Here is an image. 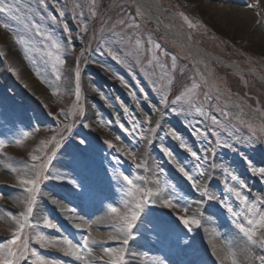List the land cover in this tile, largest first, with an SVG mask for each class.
I'll use <instances>...</instances> for the list:
<instances>
[{"label": "rangeland", "instance_id": "1", "mask_svg": "<svg viewBox=\"0 0 264 264\" xmlns=\"http://www.w3.org/2000/svg\"><path fill=\"white\" fill-rule=\"evenodd\" d=\"M159 1L183 22L180 30L163 18L153 23L138 0H45L43 6L40 0H4L11 13H0L6 25L0 27V260L123 264L135 243L144 259L128 264H235L232 246L249 256L237 264H261L264 227L255 222L264 212V178L252 168L264 172V87L256 84L264 81L195 60L188 47L264 78V0ZM170 129L206 157L199 161L205 176ZM37 170L39 191L29 193L32 186L21 181L35 179ZM57 176L65 179L50 178ZM230 187L245 197L243 204ZM160 190L185 207H165L156 199ZM56 196L62 211L51 206ZM137 203L139 217L127 235L110 208L122 217ZM73 215L82 225L69 219ZM180 217L199 223L189 230ZM241 226L255 233L252 240ZM89 233L102 240L84 248ZM64 238L81 245L82 259L60 248ZM148 256L154 262H146Z\"/></svg>", "mask_w": 264, "mask_h": 264}, {"label": "snow or ice", "instance_id": "2", "mask_svg": "<svg viewBox=\"0 0 264 264\" xmlns=\"http://www.w3.org/2000/svg\"><path fill=\"white\" fill-rule=\"evenodd\" d=\"M45 3V0H40V4L41 6H43ZM249 7H251V5H249ZM0 13H11V8L4 3V0H0ZM63 15V13H61V16ZM0 27H6V25H4L3 23H0ZM67 30V29H66ZM83 30V29H82ZM37 34H39V32H37ZM53 47H57V45L55 43H53L52 45ZM157 48H159V45L157 44L156 45ZM48 55L51 57L52 53L49 52ZM117 57L113 56V59H116ZM57 60V63H60V64H63L64 61L61 60L59 57L56 58ZM76 76L77 78L79 77V72L76 73ZM59 79V77H57ZM77 96H79V92L77 91ZM177 99H179V97H177ZM162 103H164V101H162ZM173 103H175V101H173ZM125 111L127 112V109H125ZM215 119L213 120V123H215ZM88 125H85V127H87ZM121 128L123 129L124 128V125L121 124L120 125ZM137 127V125H133V128L135 129ZM151 131L155 132V129H151ZM196 133L197 134H203V130L202 129H199L197 128L196 130ZM169 134L171 135V137L174 139V140H177L180 142L179 146L181 149H185L189 155L196 161H198V163L195 165V167L197 169H200L199 171V176L200 177H203L206 175V172L203 170V165L201 163H199V161H201L202 159H205L206 157H201V155L193 150L192 147L188 146L187 144H185V142L183 141L182 137L180 135H178L175 130H169ZM143 138V137H141ZM117 139H119V137H117ZM81 144L85 143L84 140H80L79 141ZM105 143L108 145V147L111 149L113 148L114 146L108 142V141H105ZM149 144H152V140L149 139L148 141ZM217 144L220 145V146H227L226 143L222 144L219 140L217 141ZM117 151H119V149H117ZM160 151L164 154L165 157H168L169 158V162L170 163H173L175 162L174 161V156H173V152L170 151L167 147H164L163 145H161L160 147ZM207 151V150H206ZM128 154L129 155H133V152L131 149L128 150ZM31 159L33 161L37 160L38 157L37 156H32ZM138 167L140 165H137ZM46 167V166H44ZM251 167V165H250ZM33 168H36V165H33ZM176 169L179 173H181L183 175V177L192 184V186L194 188H197L198 185L194 179V177L191 175V173L186 169L185 166H183L182 164L180 163H176ZM252 171L254 174L256 175H260L262 178H264V172H258L255 168H252ZM227 175H230L231 176V179L233 181H237L238 180V177L236 175H233L231 174L230 172L226 173ZM120 176L122 177L123 181L125 182V184H127L128 186H131L133 185V180L127 175V174H124V173H121ZM50 178H54V179H58V180H64L65 178L64 177H61V176H57V177H50ZM39 179H40V171L37 170L35 172V179H28V180H22L21 183L23 185H31L32 187L31 188H26L25 190L28 191L29 193L31 192H38L39 191ZM211 179V177H210ZM67 182L70 183V184H73L75 186V181L67 178ZM241 187H243V185H241ZM201 191H204L203 189H199ZM227 191L229 192H233L234 195L240 200V202L243 204L245 202V197L241 195V193L239 191H236L234 188H228ZM3 194L0 193V196H2ZM152 193H147L146 194V198H145V202H147V196H151ZM205 195H208V199L209 200H213V199H216L215 196L213 195H209L205 192ZM33 201L35 200V197H32L31 198ZM156 199H159L161 200V202L164 204L165 207H169V208H175V207H185V205H180L178 203V200L176 197H173L171 195H169V198L165 199L164 198V192L163 190H160L159 193L156 194ZM259 199V198H257ZM175 201V202H174ZM153 204H155V199L152 201ZM199 203V202H198ZM141 204L137 203L134 207V209L131 211L130 215H125V216H119V212H118V209L116 207H111L110 208V211L114 214H116L118 216V218L120 220L123 221V224L120 226V231L127 234V235H130L134 229V226H135V222L137 221L138 217H139V212L141 210ZM33 211L32 208H28L27 209V212L28 213H31ZM228 211L229 212H232L233 210L229 207L228 208ZM235 215V213H233ZM23 215V213L21 214ZM180 222L184 225V227L186 229H189L191 230L190 228V225L192 224H198L199 222L195 219H188V218H184V217H180ZM44 223L48 226V227H54V225L50 224L47 220L44 221ZM255 223H257L260 227H264V212H261L259 213V221H256ZM248 224L249 225H252L254 224V220L252 219H249L248 220ZM77 227H79V225H77ZM242 232L245 233V235L248 236L249 240H252V237L255 235L254 232H250L248 229H245L243 226H241V229H240ZM39 239L43 240L44 237L43 236H39L38 237ZM113 239H115V237H113ZM264 242V241H262ZM10 244H15L16 243V239L13 238L12 240L9 241ZM63 243L65 245H67V253L70 254V255H73L75 256L77 259H82V256L79 254V250H80V247L81 245L79 244H74L71 240L67 239V238H64L63 239ZM92 243H95V241H92ZM123 243L127 244L128 243V240L127 238H125L123 240ZM82 244H83V247L84 248H90V244H89V237L88 236H84L83 237V241H82ZM103 251L105 253H109L111 252V249L105 247L103 248ZM97 259H102V258H97ZM0 264H12V261L11 260H0ZM39 264H52V262H49V261H45V260H39ZM84 264H87V261L84 262ZM161 264H163V262H161ZM261 264H264V258H261Z\"/></svg>", "mask_w": 264, "mask_h": 264}, {"label": "bare ground", "instance_id": "3", "mask_svg": "<svg viewBox=\"0 0 264 264\" xmlns=\"http://www.w3.org/2000/svg\"><path fill=\"white\" fill-rule=\"evenodd\" d=\"M139 3L141 4V6L144 8V10L148 13L149 17H150V20L153 22V23H156L158 25H160L161 23V20L162 18L169 21L170 24L177 30H180V23L177 21L176 19V16L167 11V10H164L160 7V5L158 4V2L156 0H138ZM188 50H190L191 52V55L192 57L197 60V59H202V60H216V61H219L223 64V60H221L220 58L218 57H214V56H209L208 58L206 57H202V55H200L197 50H193V49H190L188 47ZM228 66L232 69H236V65L234 64H228ZM72 201V200H71ZM51 206L57 210H60L62 211V208L60 207L62 204V201L56 197H53L51 198ZM102 217H100V220H101ZM70 220H76L77 223H74L76 226L77 225H82V219L80 216H77V215H73L71 217H69ZM100 222V221H99ZM95 223V222H94ZM93 223V225H94ZM98 224V223H96ZM92 225V226H93ZM99 225V224H98ZM98 227H101L100 225ZM87 236L89 237V243L93 244V245H96V244H99V242L102 240V238L100 237V235L98 234H87ZM134 239V238H133ZM135 240V239H134ZM133 240V241H134ZM92 241H95V243H92ZM114 242V241H113ZM104 243V241H103ZM106 243V242H105ZM60 248L62 249H67V245H65L63 242L62 244L59 245ZM150 249V247H148ZM147 248V249H148ZM127 256L125 258V262L123 264H128L130 262H134L136 261L137 258H141V259H144L143 257V251L141 250L140 246H136L135 243L134 244H131V246L129 248H127ZM225 252V251H224ZM228 253V252H226ZM229 253H230V256L231 258L234 260L236 257L237 259L235 260V262L237 261V263L240 261V262H245L248 260L249 256L248 255H243L242 253V248H236V247H231L229 249ZM221 256L223 255V252H220ZM248 254V253H247ZM155 260V257L153 256H148L147 257V260L146 262H154ZM235 263V264H237ZM231 264V263H230ZM234 264V263H232Z\"/></svg>", "mask_w": 264, "mask_h": 264}, {"label": "water", "instance_id": "4", "mask_svg": "<svg viewBox=\"0 0 264 264\" xmlns=\"http://www.w3.org/2000/svg\"><path fill=\"white\" fill-rule=\"evenodd\" d=\"M226 66H228V64H233V63H228V62H223ZM238 71H242L244 73H249L252 74L254 77H256L257 79H259L260 81H264V78H261L260 76L256 75L254 72H252L251 70H245L240 68L239 66H236Z\"/></svg>", "mask_w": 264, "mask_h": 264}, {"label": "trees", "instance_id": "5", "mask_svg": "<svg viewBox=\"0 0 264 264\" xmlns=\"http://www.w3.org/2000/svg\"><path fill=\"white\" fill-rule=\"evenodd\" d=\"M103 1H105V2H107L108 0H103ZM113 12V11H112ZM115 12V11H114ZM258 86H260V87H264V84H258V83H256Z\"/></svg>", "mask_w": 264, "mask_h": 264}]
</instances>
